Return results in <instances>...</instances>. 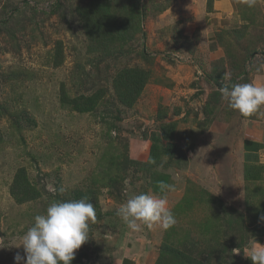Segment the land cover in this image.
Here are the masks:
<instances>
[{
  "label": "rangeland",
  "instance_id": "374dc122",
  "mask_svg": "<svg viewBox=\"0 0 264 264\" xmlns=\"http://www.w3.org/2000/svg\"><path fill=\"white\" fill-rule=\"evenodd\" d=\"M55 1L0 0V264H15V255H24L15 245L51 201L78 193L96 209L90 238L75 254L85 264H119L133 246L138 252L145 247L146 264H155L166 244L193 251L202 264H253L250 249L264 246V181L246 178L237 140L228 138L239 122L231 124L229 136L212 137L224 129L216 116L225 123L234 117L224 111L230 108L213 81L234 84L230 78L246 72L253 50L237 54L245 57L238 64L230 51L239 46L229 49L228 31L214 27L209 30L232 61L213 59L204 45L206 29L197 23L196 0H150L138 30L130 28L129 41L99 39L107 49L92 43L93 23L76 11L78 3L92 0H63L53 12ZM135 2L110 1V14L127 17L132 8L139 10ZM238 2L251 27L235 29L234 36H248L243 46L259 40L264 52L259 44L264 43V0L252 8ZM229 65L238 73L228 75ZM126 67L150 74L132 107L121 103L114 87ZM92 95L99 101L86 113L67 101ZM171 123L177 126L169 140L163 127ZM219 140L230 143L228 156ZM159 143L172 150L149 164L151 147ZM151 165L155 169L148 172ZM18 175L39 191L38 199L16 202L11 188ZM156 175L176 185L167 198L177 223L167 230L142 225L133 231L117 210L133 195L157 194ZM60 186L65 193L56 191ZM234 208L242 212L247 237L226 225V209L232 214ZM240 235L245 241L233 249Z\"/></svg>",
  "mask_w": 264,
  "mask_h": 264
},
{
  "label": "clouds",
  "instance_id": "9594fccd",
  "mask_svg": "<svg viewBox=\"0 0 264 264\" xmlns=\"http://www.w3.org/2000/svg\"><path fill=\"white\" fill-rule=\"evenodd\" d=\"M249 8L257 0H242ZM228 107L244 117H264V84L235 83L220 89ZM149 164H154L151 157ZM159 194L141 193L131 196L117 210V215L133 231L141 226L167 230L176 223L167 194L176 191L174 183L158 182ZM64 186L56 191L66 192ZM264 220V216L261 217ZM96 221V209L87 197L53 200L43 214L34 217V223L15 245L23 247L24 255L17 253L15 264H72L75 254L90 238V224ZM253 264H264V246L253 247L247 255Z\"/></svg>",
  "mask_w": 264,
  "mask_h": 264
},
{
  "label": "trees",
  "instance_id": "16d2710c",
  "mask_svg": "<svg viewBox=\"0 0 264 264\" xmlns=\"http://www.w3.org/2000/svg\"><path fill=\"white\" fill-rule=\"evenodd\" d=\"M43 1L48 2L49 0ZM110 1L114 2V0H92L85 6H82L80 5V3H78L76 7V11L81 19L91 21L93 23L91 24V27L88 28L89 33L92 35V43L95 44L97 42L100 47L104 46L105 49H107L108 46L106 45L107 42L99 40L102 37L109 39L112 42H117L119 40L127 42L130 40V28L134 26V30H138L140 19L143 16V13H145L148 9L150 3V0H135L136 8H139V10L132 8L130 10V14L127 17L125 16L124 18H118L117 16L110 14ZM62 2L63 0H56L54 2L56 6L53 7V12H56V10L58 9L57 7L61 6ZM142 2L143 4L141 5ZM146 4L148 5L146 6ZM212 6L213 0H208V10H211ZM94 25L97 28L93 30ZM112 53L114 54L113 50ZM149 76V73L146 74L142 69L139 68L130 69L126 67L120 71L119 76H117L114 81V87L116 94L118 95V97H120V101L124 106H133L135 100L141 94V90L144 88V84L147 83ZM219 81L220 79L217 78L216 81L213 82L214 84L222 87ZM231 81L234 82V79L232 78ZM67 101L69 104L74 103V108L76 109V111L86 113L94 110L97 107L99 99L95 98V96L92 95L89 97L79 96L74 99L67 98ZM224 111L228 114L226 109ZM176 126V123H171L166 124L163 127V131L164 133H166L167 139H173V131L175 130ZM169 128H172L170 132ZM171 150L172 146L165 148L163 146L161 147L160 143L154 144L151 147L149 158L151 157L153 160H158L162 155L166 153L170 154ZM248 168L251 169L250 167ZM154 169L155 167L151 165V168H148V172L153 171ZM249 169L245 168L246 178L251 179L253 176L251 177ZM254 169L258 170L261 168L256 167ZM150 174L155 177V174L153 172H151ZM23 175H18L15 177V182L11 188V195L18 204H24L40 197L39 191L33 186L32 183L29 182L28 178L23 177ZM156 178L158 181L154 183V190L157 194H159V188L157 186L158 182L163 181L168 183L169 178L163 177L160 181L159 176L156 175ZM251 180L254 182L256 181L255 178ZM256 189L258 188L256 187ZM82 195V193H78L77 196H73V199H78L82 197ZM211 200H217V202H222L224 204L223 200L221 199H215L214 197H212ZM219 206L222 207V209L224 208L222 204H220ZM191 207L192 205L188 206L186 210L191 209ZM262 207H264V204ZM226 211V217L228 218L229 216L226 223L227 227L229 226L231 229H236L237 233H240V230H244V232L246 233L245 237H247L249 228L245 225L242 212L237 213L235 208L232 209V211H234V213L232 214L228 213L227 209ZM244 241V238H242V236L240 235L239 241L235 242L231 247L234 249V247L236 246H241V242L244 243ZM193 254H195L193 251H191L190 254L166 244L160 250V256L155 264H202L203 260L199 262L197 258L193 256ZM208 260H210V258L207 259V262H210ZM72 264L85 263H83L82 257H75V259L72 261Z\"/></svg>",
  "mask_w": 264,
  "mask_h": 264
},
{
  "label": "crops",
  "instance_id": "0c3cea01",
  "mask_svg": "<svg viewBox=\"0 0 264 264\" xmlns=\"http://www.w3.org/2000/svg\"><path fill=\"white\" fill-rule=\"evenodd\" d=\"M196 1L198 6V17H196L198 19L197 23H200L201 27L203 26V30L206 29L204 31L206 33V38L208 39L204 45L207 47V50L210 53L211 57L213 59L216 56L219 57V59H228V63L229 60L232 61V58L228 55L226 56L225 54L224 43L222 44L221 42H219L217 36L214 35L215 33L212 32V30H209L213 29L214 27L223 28V31H228V48L230 49V45L235 44L239 46L237 49H233L230 51L232 56L238 61V64L245 57H237V54L240 55L241 52H246V48L248 47L254 52L252 57L248 58L249 61L246 58L247 63L249 62V66L245 73H238L236 72V70H234L235 67L229 65L230 71L228 75L231 74V72H235L238 73L236 75L239 76V79L237 80L244 78L248 79L250 83L264 84V52H261V49L259 48L261 46L257 45L259 40L250 42V46H243L245 38H247L248 36H234L235 29L242 27L243 25H248L249 27H251L247 18H243L244 15L240 12L239 2L236 6L235 2L237 3V0H213L212 9L208 10V0ZM243 19H245L244 22ZM203 40L204 37H202L201 40L202 44L204 42ZM259 44L264 46V43L259 42ZM230 79H232V77ZM237 80L234 79V84L238 82ZM216 114L217 113L215 112V115ZM239 115L240 113L238 111L230 109L228 111V116L234 117L229 118L228 122L226 123L219 120V116H216L218 123L223 124L224 129L221 134H214L212 137L217 140L218 138L215 135L221 136L222 138L229 136L228 134L230 133L229 129L232 126L231 124L239 122L240 126L235 130V133L232 135L230 134L228 138H235V140H237L235 141L236 151L238 153V156L240 157L243 167L247 169H249L248 167L251 168L249 169L251 177L253 176L251 179L255 178L257 182L264 181V117L257 115H254L250 118L245 117L243 122V120H240V117H238ZM217 121L215 122L217 123ZM251 121H253V124H251ZM212 129L214 128H209V131L212 132ZM228 138L224 139L228 140ZM223 142L226 141H220L219 149L223 154L228 156V148L230 147V143H228L227 141L224 144ZM256 167L261 169H254ZM131 248L133 254L130 253ZM131 248L126 250L124 257L120 258L121 261L119 264H146V259L144 258L146 256L147 250L145 249V247H143V250H139L144 252H138L137 246H133ZM136 253H140L142 254V256L136 259V256L138 255Z\"/></svg>",
  "mask_w": 264,
  "mask_h": 264
}]
</instances>
